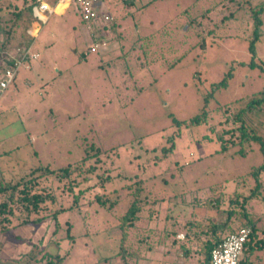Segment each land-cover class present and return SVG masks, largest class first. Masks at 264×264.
<instances>
[{
	"label": "rangeland",
	"instance_id": "obj_1",
	"mask_svg": "<svg viewBox=\"0 0 264 264\" xmlns=\"http://www.w3.org/2000/svg\"><path fill=\"white\" fill-rule=\"evenodd\" d=\"M149 1L154 2L146 6ZM248 1L224 22L235 8L228 0H106L120 25L103 31L107 45L98 52H90L98 26L89 29L74 6L46 24L34 17L27 25L40 28L37 36L22 38L17 32L14 43L32 45L39 59L30 70H19L0 100V176L18 181L32 170L67 165L76 170L69 178L42 182L57 203L48 202L47 213L72 208L58 216L59 228L45 219L0 232V264H46L57 253L61 264H125L119 219L127 206L119 208L117 201L123 185L134 189L141 178L151 180L154 198L161 200L152 216L145 213L136 223L141 231L132 244L142 258L131 264H203L201 253L184 260L171 240L166 247L161 240L166 229H174V219L179 228L191 221L197 191H206L212 201L220 195L210 193L212 186L220 190V183L262 162L257 147L247 155L235 154L237 147L217 152L216 134L234 127L227 118L235 107L264 89V26L255 55L250 51L253 13L264 0ZM17 5L21 0H0V16ZM224 78L227 86L213 90ZM207 98V123L179 128V121L200 115ZM172 145L165 155L163 149ZM226 188L232 192L234 186ZM207 199L201 200L205 218L222 223L228 198L220 205L221 216ZM263 202L253 201L254 212L263 216L259 239ZM113 204L118 209L111 210Z\"/></svg>",
	"mask_w": 264,
	"mask_h": 264
},
{
	"label": "trees",
	"instance_id": "obj_2",
	"mask_svg": "<svg viewBox=\"0 0 264 264\" xmlns=\"http://www.w3.org/2000/svg\"><path fill=\"white\" fill-rule=\"evenodd\" d=\"M153 2L154 1H149L146 6H149V4ZM250 2L249 0L248 3L250 4ZM228 3L235 8L229 10L225 18L223 17L222 21L224 20V22L235 18L238 9L243 6L242 0H228ZM35 4V0H21V6L17 5L16 10L0 16L1 50H10L20 44H24L23 42L14 43V41L17 39V32L19 31L21 32H19V36L22 38L29 37L27 31H29L31 27L28 25L32 23L34 18L33 8ZM0 11H2L1 6ZM262 15H264V5L260 7L259 11L253 13L255 32L254 39L250 42V51L253 55H255L256 52V42L260 38L261 28L264 26V18ZM119 22V19L114 15L113 29L117 30V28H119ZM23 27H25V29H23ZM261 68L264 70V67ZM227 82L228 78H224L219 83L214 84L212 88L213 90L224 88L227 86ZM209 100L208 98L205 100V107L200 115L188 122L179 121L178 127L180 128L183 125L186 127L205 125L209 115L207 111ZM229 110V106L226 107L224 114L226 115V111ZM235 110L236 111L232 112L231 117L227 118V122H232L234 127L228 131H223L221 136L216 134L217 140L221 146L220 150L217 152L227 153L230 148L237 147L235 154L247 155L257 147L261 154L262 162L253 166L246 174L233 177L232 179H226L223 183H220V190L219 187L216 188L212 186V189L209 190L210 193L212 192L211 194H213L214 191H218L220 194L212 201L207 199L209 198V194L206 191L203 193H200L201 190H199L200 192L197 191L199 194L194 200L195 204L192 207L193 209L190 215L191 221L187 226L179 228L177 219H174L172 222L174 229L171 231L168 229L165 230L161 245H165L166 247L170 242L169 240H171L172 246L178 250L179 257L184 260L190 259L191 255H195V253L198 252L204 257L203 264H212L211 255L214 248L223 241L226 235L236 232L241 226L246 225L252 227V234L245 245L243 256L247 252H250L251 249H264V239H259L257 237V231L263 216L258 217V213L254 212L253 207V201L259 200V197L264 201V182L261 181V174L264 172V134H262L264 133V119H262L264 117V89L260 93L254 95L246 105L235 107ZM260 125L263 127V129H261V131H263L262 133H259V129L262 128ZM228 134H231L233 138L235 136V140L231 137L232 141H225L224 137ZM172 151L173 145L163 149L165 155H168ZM74 170H76L74 165H67L59 171L49 168H44L40 171L32 170L29 176H24L18 181H7L0 176V232H7L11 227L16 225H28L45 219H52L58 229L60 226L58 216L61 213L72 210V208H70V210L61 208L58 209V211L52 213L50 211V213H47L45 211L46 204L48 202L51 204L57 203L54 193L49 192L47 187H41L42 182L46 183L48 177H56V175L59 179L69 178ZM150 181L149 178H141L137 181L134 189H132L133 186L131 185H123L119 192L120 195L118 194L120 197L117 201L119 203V208L121 204L127 206L126 211L119 219L122 233L120 241L123 251V253L120 254V259L125 264L140 262L142 257L139 251L135 249L137 247L132 244L137 234L140 233L139 231H141L137 229L136 223L145 213L152 216L155 204L161 200L156 196V198H154V189L151 188ZM225 182L228 184L231 183V185L234 186L232 192H228L226 188L228 184ZM247 182L252 185L251 189H249L250 194L245 193ZM226 198L229 200L228 203L230 207L226 212V219L222 221V223L213 222L210 217L205 218L206 215L204 214L207 211L205 207H201L202 201L207 199L206 204L209 206L215 203L218 211L217 215L221 216L224 213L220 212V205L224 203ZM126 200L129 201L127 202ZM98 202L103 207L106 205L103 201L99 200ZM114 204L111 210L118 209V205L114 207ZM197 208L204 210L203 214H199L196 211ZM199 215L202 216L199 217ZM237 220H242L243 225L239 227L235 226V221ZM165 226L167 227L166 224ZM180 231L185 234L183 241L177 239ZM136 241L139 243V241H143V238H139ZM243 256L240 261L241 264H244ZM62 261L63 257L57 253L54 256L50 255L46 264H61Z\"/></svg>",
	"mask_w": 264,
	"mask_h": 264
},
{
	"label": "built area",
	"instance_id": "obj_3",
	"mask_svg": "<svg viewBox=\"0 0 264 264\" xmlns=\"http://www.w3.org/2000/svg\"><path fill=\"white\" fill-rule=\"evenodd\" d=\"M33 8L34 17L44 24L55 14H64L70 6H74L83 22L89 29L98 26L100 34L92 33L95 41L90 47V52H98L105 48L106 29L109 31L113 25L114 17L109 11L106 0H35ZM39 27H31L27 31L29 36H37ZM102 41L100 42L99 40ZM39 54L34 52L33 46H16L3 51L0 48V100L7 90L14 84L19 70L30 62L38 60ZM252 234L250 225L241 226L236 232L230 233L212 251V264H241V258L246 243ZM179 237H183L180 235Z\"/></svg>",
	"mask_w": 264,
	"mask_h": 264
},
{
	"label": "crops",
	"instance_id": "obj_4",
	"mask_svg": "<svg viewBox=\"0 0 264 264\" xmlns=\"http://www.w3.org/2000/svg\"><path fill=\"white\" fill-rule=\"evenodd\" d=\"M23 67H25L26 69L30 70L31 69V62L29 63L28 67L27 66H23ZM263 174H264V172L261 174V181H263V179H262L263 178ZM178 236H180V235H178ZM262 250H264V249H262ZM262 250H260V249L259 250L258 249L253 250V249H251L250 252H247L243 256L244 264H258V263L259 264H264V256L261 257L262 256V253H261Z\"/></svg>",
	"mask_w": 264,
	"mask_h": 264
}]
</instances>
